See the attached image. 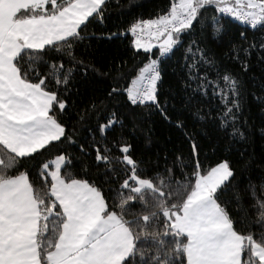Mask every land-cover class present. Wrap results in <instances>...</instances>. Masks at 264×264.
Segmentation results:
<instances>
[{"label": "snow or ice", "instance_id": "6c2138e0", "mask_svg": "<svg viewBox=\"0 0 264 264\" xmlns=\"http://www.w3.org/2000/svg\"><path fill=\"white\" fill-rule=\"evenodd\" d=\"M109 3L0 0V264H264V0Z\"/></svg>", "mask_w": 264, "mask_h": 264}, {"label": "trees", "instance_id": "16d2710c", "mask_svg": "<svg viewBox=\"0 0 264 264\" xmlns=\"http://www.w3.org/2000/svg\"><path fill=\"white\" fill-rule=\"evenodd\" d=\"M132 3H140L141 7L131 8V10H129V5ZM165 3L166 0H110L106 12L108 19L105 21L107 28L96 27L92 30L97 32L106 31L108 29L115 30L114 26L126 25V23L133 16L138 15L141 12H144L145 14L150 13L154 9L162 8ZM233 30L235 31V28ZM127 43L128 41L126 39L121 38L111 42V44H109L107 41H101L100 47L101 50H104L108 47L115 49V46L119 44L120 48L123 49L124 45ZM127 55L130 56L131 53H128ZM253 111L259 115V108H253ZM153 119L156 120V124L154 125L155 132L153 139L158 142L159 146L172 147L173 144L179 145L181 143V139H179V137H181V133L178 130L170 128L167 122L161 121L158 116L153 117ZM173 119H175V116H173ZM185 151H187L186 148Z\"/></svg>", "mask_w": 264, "mask_h": 264}]
</instances>
